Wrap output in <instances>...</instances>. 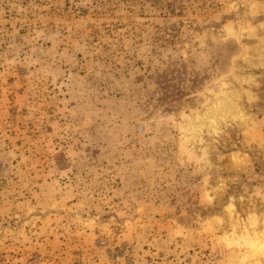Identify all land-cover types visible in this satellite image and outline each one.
I'll return each instance as SVG.
<instances>
[{
    "label": "rangeland",
    "instance_id": "1",
    "mask_svg": "<svg viewBox=\"0 0 264 264\" xmlns=\"http://www.w3.org/2000/svg\"><path fill=\"white\" fill-rule=\"evenodd\" d=\"M0 264H264V0H0Z\"/></svg>",
    "mask_w": 264,
    "mask_h": 264
}]
</instances>
